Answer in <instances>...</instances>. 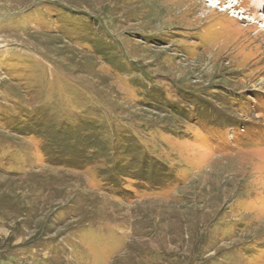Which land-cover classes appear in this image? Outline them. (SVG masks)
Listing matches in <instances>:
<instances>
[{
  "label": "rangeland",
  "instance_id": "374dc122",
  "mask_svg": "<svg viewBox=\"0 0 264 264\" xmlns=\"http://www.w3.org/2000/svg\"><path fill=\"white\" fill-rule=\"evenodd\" d=\"M263 18L0 0V264H264Z\"/></svg>",
  "mask_w": 264,
  "mask_h": 264
},
{
  "label": "bare ground",
  "instance_id": "6f19581e",
  "mask_svg": "<svg viewBox=\"0 0 264 264\" xmlns=\"http://www.w3.org/2000/svg\"><path fill=\"white\" fill-rule=\"evenodd\" d=\"M224 1V0H223ZM229 6H227L226 7V9H231L232 7H233V5L230 7V8H228ZM226 9L224 10V11H226ZM256 19V17H254V20ZM262 23L264 24V18H263V21H262ZM264 26V25H263Z\"/></svg>",
  "mask_w": 264,
  "mask_h": 264
}]
</instances>
